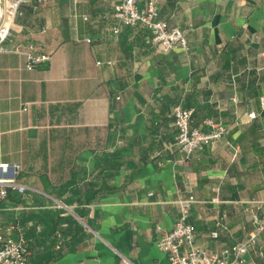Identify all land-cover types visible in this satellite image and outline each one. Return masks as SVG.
<instances>
[{
	"label": "crops",
	"instance_id": "crops-1",
	"mask_svg": "<svg viewBox=\"0 0 264 264\" xmlns=\"http://www.w3.org/2000/svg\"><path fill=\"white\" fill-rule=\"evenodd\" d=\"M117 2L26 4L9 43L51 59L0 57V232L26 238L28 264H170L159 240L191 196L212 251L264 216V0H159L189 40L170 52L122 24ZM177 104L230 133L183 160ZM242 264H264V232Z\"/></svg>",
	"mask_w": 264,
	"mask_h": 264
},
{
	"label": "built area",
	"instance_id": "built-area-1",
	"mask_svg": "<svg viewBox=\"0 0 264 264\" xmlns=\"http://www.w3.org/2000/svg\"><path fill=\"white\" fill-rule=\"evenodd\" d=\"M50 0H3V12L0 18V57L5 52L23 54L25 67L28 70L35 69L40 63L48 62L51 54L38 51L33 43L27 45H10L12 28L16 18L22 13V7L32 4L35 8L49 2ZM141 0H119L114 6V14L122 24L130 26L143 25L153 32L152 42L162 52H170L176 48L189 50L187 32L178 26H170L168 21L160 16L159 0H145L144 6H140ZM115 32L119 27H114ZM90 41V38L87 39ZM194 109L186 108L177 104L173 108L174 125L177 128L176 143L179 146L183 160H189L193 153L212 143L215 140L227 136L231 128L224 123L209 121L211 129L201 130L192 126ZM256 113H251L252 118ZM9 167V164H1ZM20 191L25 186L16 184ZM5 194V190L1 191ZM194 197L181 199L179 204V216L174 226L163 232L159 245L167 253L170 264H242L245 262L246 254L256 247L264 232V216L254 214L253 228L249 231L247 238L230 247H223L212 251L196 243V231L190 219V209ZM217 237L218 232H213ZM263 255V251H259ZM27 240L20 235L14 237L11 234L0 232V264H28Z\"/></svg>",
	"mask_w": 264,
	"mask_h": 264
},
{
	"label": "rangeland",
	"instance_id": "rangeland-1",
	"mask_svg": "<svg viewBox=\"0 0 264 264\" xmlns=\"http://www.w3.org/2000/svg\"><path fill=\"white\" fill-rule=\"evenodd\" d=\"M1 6H2V8H3V0H1Z\"/></svg>",
	"mask_w": 264,
	"mask_h": 264
},
{
	"label": "bare ground",
	"instance_id": "bare-ground-1",
	"mask_svg": "<svg viewBox=\"0 0 264 264\" xmlns=\"http://www.w3.org/2000/svg\"><path fill=\"white\" fill-rule=\"evenodd\" d=\"M0 4H1V0H0ZM0 18H1V16H0Z\"/></svg>",
	"mask_w": 264,
	"mask_h": 264
},
{
	"label": "water",
	"instance_id": "water-1",
	"mask_svg": "<svg viewBox=\"0 0 264 264\" xmlns=\"http://www.w3.org/2000/svg\"><path fill=\"white\" fill-rule=\"evenodd\" d=\"M2 7V6H1ZM3 9V8H2Z\"/></svg>",
	"mask_w": 264,
	"mask_h": 264
}]
</instances>
